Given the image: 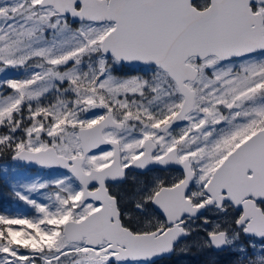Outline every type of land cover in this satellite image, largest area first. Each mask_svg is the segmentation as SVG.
<instances>
[{
    "label": "snow or ice",
    "instance_id": "snow-or-ice-1",
    "mask_svg": "<svg viewBox=\"0 0 264 264\" xmlns=\"http://www.w3.org/2000/svg\"><path fill=\"white\" fill-rule=\"evenodd\" d=\"M0 165V264H264V0H0Z\"/></svg>",
    "mask_w": 264,
    "mask_h": 264
},
{
    "label": "trees",
    "instance_id": "trees-1",
    "mask_svg": "<svg viewBox=\"0 0 264 264\" xmlns=\"http://www.w3.org/2000/svg\"><path fill=\"white\" fill-rule=\"evenodd\" d=\"M10 193V187L2 178V171L0 170V208L5 207L4 204ZM229 260L230 257L227 253L201 254L193 250L189 255H174L172 258L162 261L161 264H229Z\"/></svg>",
    "mask_w": 264,
    "mask_h": 264
},
{
    "label": "rangeland",
    "instance_id": "rangeland-1",
    "mask_svg": "<svg viewBox=\"0 0 264 264\" xmlns=\"http://www.w3.org/2000/svg\"><path fill=\"white\" fill-rule=\"evenodd\" d=\"M0 170L3 172V167L2 166H0ZM29 175H35V171L30 172ZM10 194H12V192ZM10 194L7 197L8 202L5 203L4 206L5 207H13V208H15V207H17V205L15 204V202L13 200V197Z\"/></svg>",
    "mask_w": 264,
    "mask_h": 264
},
{
    "label": "flooded vegetation",
    "instance_id": "flooded-vegetation-1",
    "mask_svg": "<svg viewBox=\"0 0 264 264\" xmlns=\"http://www.w3.org/2000/svg\"><path fill=\"white\" fill-rule=\"evenodd\" d=\"M33 171H35V170H33ZM8 202V199H6V202L5 203H7ZM172 258V257H171Z\"/></svg>",
    "mask_w": 264,
    "mask_h": 264
}]
</instances>
